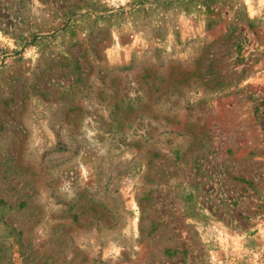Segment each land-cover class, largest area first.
Here are the masks:
<instances>
[{"label": "rangeland", "instance_id": "rangeland-1", "mask_svg": "<svg viewBox=\"0 0 264 264\" xmlns=\"http://www.w3.org/2000/svg\"><path fill=\"white\" fill-rule=\"evenodd\" d=\"M0 264H264V0H0Z\"/></svg>", "mask_w": 264, "mask_h": 264}]
</instances>
